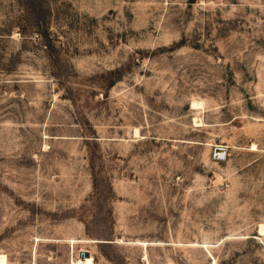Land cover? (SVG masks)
Listing matches in <instances>:
<instances>
[{
  "label": "rangeland",
  "instance_id": "1",
  "mask_svg": "<svg viewBox=\"0 0 264 264\" xmlns=\"http://www.w3.org/2000/svg\"><path fill=\"white\" fill-rule=\"evenodd\" d=\"M260 224L264 0H0V264H264Z\"/></svg>",
  "mask_w": 264,
  "mask_h": 264
},
{
  "label": "bare ground",
  "instance_id": "2",
  "mask_svg": "<svg viewBox=\"0 0 264 264\" xmlns=\"http://www.w3.org/2000/svg\"><path fill=\"white\" fill-rule=\"evenodd\" d=\"M200 104V103H199ZM201 105V104H200ZM196 106V103H193L192 104V107L191 108H194ZM202 106V105H201ZM200 106V107H201ZM199 107H197V109H198ZM201 120V119H200ZM194 122L195 123H200L201 121H199V120H197V119H194ZM202 123V122H201ZM137 133V132H136ZM139 135V134H138ZM215 148H221V147H215ZM224 150H225V148H223ZM251 150L252 151H254V150H256V146L253 144V145H251ZM225 157H226V150H225ZM225 159V158H224ZM221 160H223V159H221ZM258 235L259 236H264V224H260L259 225V230H258Z\"/></svg>",
  "mask_w": 264,
  "mask_h": 264
},
{
  "label": "water",
  "instance_id": "3",
  "mask_svg": "<svg viewBox=\"0 0 264 264\" xmlns=\"http://www.w3.org/2000/svg\"><path fill=\"white\" fill-rule=\"evenodd\" d=\"M213 157L215 159H224L225 158V150L223 148H214Z\"/></svg>",
  "mask_w": 264,
  "mask_h": 264
}]
</instances>
